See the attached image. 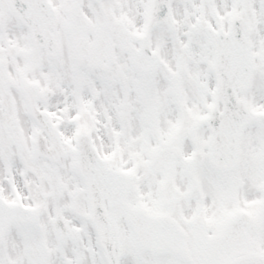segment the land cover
I'll use <instances>...</instances> for the list:
<instances>
[{
  "label": "snow or ice",
  "instance_id": "1",
  "mask_svg": "<svg viewBox=\"0 0 264 264\" xmlns=\"http://www.w3.org/2000/svg\"><path fill=\"white\" fill-rule=\"evenodd\" d=\"M0 264H264V0H0Z\"/></svg>",
  "mask_w": 264,
  "mask_h": 264
}]
</instances>
